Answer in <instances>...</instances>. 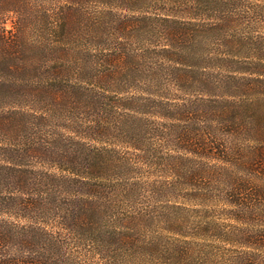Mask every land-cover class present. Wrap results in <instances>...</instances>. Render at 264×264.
<instances>
[{"label": "trees", "instance_id": "obj_1", "mask_svg": "<svg viewBox=\"0 0 264 264\" xmlns=\"http://www.w3.org/2000/svg\"><path fill=\"white\" fill-rule=\"evenodd\" d=\"M0 264H264V0H0Z\"/></svg>", "mask_w": 264, "mask_h": 264}, {"label": "rangeland", "instance_id": "obj_2", "mask_svg": "<svg viewBox=\"0 0 264 264\" xmlns=\"http://www.w3.org/2000/svg\"><path fill=\"white\" fill-rule=\"evenodd\" d=\"M7 26L9 27V24H7Z\"/></svg>", "mask_w": 264, "mask_h": 264}]
</instances>
